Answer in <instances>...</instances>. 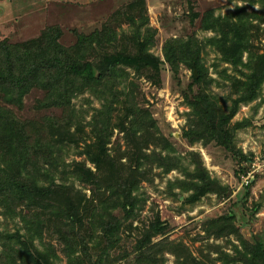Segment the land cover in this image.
I'll return each instance as SVG.
<instances>
[{"label": "trees", "instance_id": "trees-1", "mask_svg": "<svg viewBox=\"0 0 264 264\" xmlns=\"http://www.w3.org/2000/svg\"><path fill=\"white\" fill-rule=\"evenodd\" d=\"M144 4L145 0L133 1L89 34L76 31L70 46L60 42L59 26L23 43L0 42V208L6 223L20 221L15 232H0V264H58L60 253L68 264L123 260L166 264V254L174 257L175 264H186L193 257L180 241H154L168 234L169 223L153 206L152 215L142 218L149 199L140 193L143 182H153L155 166L164 173L179 169L185 178L169 181V194L175 199L187 194L184 202L190 205L208 194L230 197L233 188L210 175L200 153L190 152L189 165L182 166L151 110L143 105L144 81L159 90L167 71L174 77L182 69L192 71L191 82L183 90L189 111L182 138L190 146L224 149L236 164L239 182L250 171L253 153L246 154L238 146L237 133L253 122L234 118L241 105L262 95L264 45L256 41L264 36V28L253 21L263 23L264 16L245 8L231 13L232 17L207 12L200 28L215 35L204 41L192 35L170 37L157 55L152 49L158 44V30L143 14ZM123 17L129 28L120 32L115 25L121 28ZM196 17L193 14L192 19ZM207 46L214 47L220 62L230 67L219 71L220 65H213L219 78L204 64ZM214 85L230 88L236 96L230 97V105L220 104ZM32 91L44 93L34 106L36 114L59 109L60 117H21L18 112ZM86 94L101 103L89 121L86 116L93 100L83 97ZM81 97L83 103L77 105L75 100ZM115 131L122 134L127 148L112 153L109 145ZM150 147L154 149L147 153ZM72 148L79 156L86 155L95 171L86 162L66 164L64 149ZM76 183L91 187L90 196ZM203 231L206 239L237 238L234 256L214 247L221 264H264V243L245 239L234 214L205 221Z\"/></svg>", "mask_w": 264, "mask_h": 264}, {"label": "rangeland", "instance_id": "rangeland-1", "mask_svg": "<svg viewBox=\"0 0 264 264\" xmlns=\"http://www.w3.org/2000/svg\"><path fill=\"white\" fill-rule=\"evenodd\" d=\"M133 1L135 0H3L0 1V42L8 40L11 43H23L37 38L48 27L59 26L63 31L60 42L65 46H70L76 40V31L83 34L91 33L95 26L111 21V14L126 10ZM144 5L143 14L149 18V25L158 30V44L152 49L157 55L162 54V45L170 37L192 35L204 41L215 35L212 31L206 32L200 28L201 19L207 12L212 11L215 16L221 17L230 14L232 17L231 13L245 8L248 13L254 12L260 17L264 16V0H145ZM193 14H198V17L192 19ZM120 23L122 27H118L117 24L115 28L120 32L127 31L129 27L124 17L121 18ZM259 24L264 28V22L253 21V25ZM256 42V44L264 45V36L261 35ZM202 55L205 66L215 78L219 76L213 65H220L219 71L230 68L229 65L220 62V57L214 47H205ZM246 57L247 54H245V61ZM229 73L235 75L232 69ZM191 76L192 71L187 69H182L179 77H174L171 72L167 71L163 76L164 86L159 90L150 82L144 81L142 87L146 102H143V105L151 110L160 131L174 146L173 155L180 159L182 166L189 165L190 152L200 153L210 175L220 180L222 184L233 188V193L230 197L223 199L215 194H208L194 205L185 204L184 199L187 194H180L175 199L169 194L168 189L169 181L185 178L181 170L174 169L164 173L163 168L155 166L150 176L153 182H143L141 186V195L145 194L149 197L142 212V218L151 216L153 212L151 207H156L162 219L169 223V232L165 236L155 238L154 241L184 243L193 253V257L186 264H221L217 260L218 253L214 251L215 246H219L222 251L234 256L233 245H238V240L235 236H231L230 239H214V237L206 239L203 224L207 220L231 213L236 216V224L245 239L259 240L264 243V176H256L252 187L246 190L241 187V182L238 181L234 172L236 164L224 149L215 147V145H210L208 148L199 144L190 146L182 138L183 128L186 125V113L189 111L183 99V90L191 82ZM226 83L229 82L226 81ZM212 90L223 106L231 104L230 97H236L230 88H220L214 85ZM43 97L42 91H32L24 100V109L18 114L26 119H39L44 116L60 117L62 112L59 109H50L36 114L34 111L36 101ZM83 97L93 100L92 107L88 109L89 113L86 116L89 121L94 112L93 109L100 108L101 103L89 94ZM81 99L83 98L76 99L75 103L81 105L83 103ZM257 105L259 106L255 110ZM84 107L86 108V105ZM263 118L264 84L262 95L252 103L241 105L234 118V121L252 119L251 126L237 133L238 146L246 154L253 153L254 159L251 165L261 164L262 159L264 160V126H260ZM109 147L112 153L118 147L124 151L127 145L122 134L115 131ZM153 149L150 147L146 152L151 153ZM63 160L68 165L73 161L86 162V165L95 171L94 163L86 155L79 156L74 148L64 149ZM122 161L126 163V159ZM76 187L88 197L90 196L91 187H85L79 183H76ZM248 191L250 194L247 197L246 192ZM175 192L180 193L179 189ZM17 224H20L19 219L6 223L0 208V232L9 230L13 233L17 230ZM198 236L204 238L199 239ZM1 251L0 248V253ZM59 255L62 256V260L58 264H68L64 255L61 253ZM174 261L171 254H166V264H175ZM116 264H128V261L123 260Z\"/></svg>", "mask_w": 264, "mask_h": 264}, {"label": "built area", "instance_id": "built-area-1", "mask_svg": "<svg viewBox=\"0 0 264 264\" xmlns=\"http://www.w3.org/2000/svg\"><path fill=\"white\" fill-rule=\"evenodd\" d=\"M256 176H264V161L261 164L253 163L248 174L242 177L241 187L245 188L250 183H253Z\"/></svg>", "mask_w": 264, "mask_h": 264}, {"label": "water", "instance_id": "water-1", "mask_svg": "<svg viewBox=\"0 0 264 264\" xmlns=\"http://www.w3.org/2000/svg\"><path fill=\"white\" fill-rule=\"evenodd\" d=\"M196 75H197V71H195Z\"/></svg>", "mask_w": 264, "mask_h": 264}]
</instances>
